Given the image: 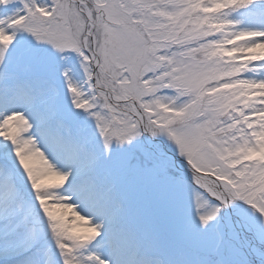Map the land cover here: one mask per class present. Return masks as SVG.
I'll return each mask as SVG.
<instances>
[{"label": "snow or ice", "instance_id": "1", "mask_svg": "<svg viewBox=\"0 0 264 264\" xmlns=\"http://www.w3.org/2000/svg\"><path fill=\"white\" fill-rule=\"evenodd\" d=\"M0 264H264V0H0Z\"/></svg>", "mask_w": 264, "mask_h": 264}]
</instances>
